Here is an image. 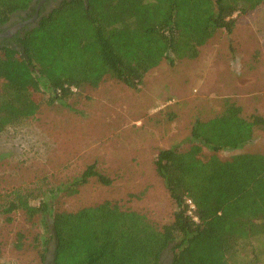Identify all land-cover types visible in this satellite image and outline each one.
<instances>
[{
	"label": "trees",
	"instance_id": "trees-1",
	"mask_svg": "<svg viewBox=\"0 0 264 264\" xmlns=\"http://www.w3.org/2000/svg\"><path fill=\"white\" fill-rule=\"evenodd\" d=\"M35 1L0 0V24ZM262 5L264 0H62L14 37V46L0 47V134L36 113L38 90L49 93V106L65 105L74 90L96 88L105 78L138 91L148 72L163 62L196 59L218 31L231 34L237 19ZM257 131L264 132L262 116L245 117L225 100L219 114L192 123L186 148L160 150L155 174L175 206L171 222L161 227L111 201L55 211L59 196L75 195L90 179L112 184L95 163L67 183L43 178L0 194V215L21 211L28 221L44 220L52 264H161L167 251L170 264H243L237 254L264 236V153L227 160L215 154L242 149ZM203 149L213 154L203 160ZM21 239L18 234L17 249ZM47 250L39 255L42 264Z\"/></svg>",
	"mask_w": 264,
	"mask_h": 264
},
{
	"label": "rangeland",
	"instance_id": "rangeland-1",
	"mask_svg": "<svg viewBox=\"0 0 264 264\" xmlns=\"http://www.w3.org/2000/svg\"><path fill=\"white\" fill-rule=\"evenodd\" d=\"M73 92L65 105L49 106L44 102L49 93L38 90L36 113L0 134V194L43 178L67 183L95 163L112 184L90 179L75 195L59 196L55 211L76 212L111 201L159 227L168 224L175 206L155 174L157 153L186 148L192 123L219 114L225 100L240 106L245 117L264 118V5L237 19L231 34L218 31L196 59L161 63L145 75L138 91L105 78L96 88ZM237 153H264V132L257 131L240 150L215 155L227 160ZM212 154L203 149L201 159ZM43 221H28L21 211L1 214L0 264H42L44 247L45 257H51ZM18 234L21 249L15 247ZM238 258L243 264H264V236L252 239Z\"/></svg>",
	"mask_w": 264,
	"mask_h": 264
},
{
	"label": "flooded vegetation",
	"instance_id": "flooded-vegetation-1",
	"mask_svg": "<svg viewBox=\"0 0 264 264\" xmlns=\"http://www.w3.org/2000/svg\"><path fill=\"white\" fill-rule=\"evenodd\" d=\"M62 0H38L22 12H17L9 16L6 23L0 24V47L14 46L13 40L18 34L22 35L27 29L33 27L42 16L49 13ZM172 254L168 256L165 252L161 264H170ZM44 264H52V256L46 255Z\"/></svg>",
	"mask_w": 264,
	"mask_h": 264
},
{
	"label": "built area",
	"instance_id": "built-area-1",
	"mask_svg": "<svg viewBox=\"0 0 264 264\" xmlns=\"http://www.w3.org/2000/svg\"><path fill=\"white\" fill-rule=\"evenodd\" d=\"M188 204H190V202H188ZM190 207H191V209H193V206L190 205Z\"/></svg>",
	"mask_w": 264,
	"mask_h": 264
}]
</instances>
